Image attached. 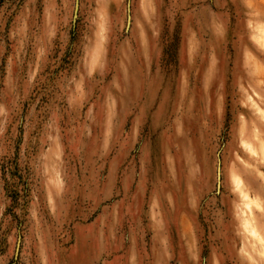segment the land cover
I'll return each mask as SVG.
<instances>
[{"label":"rangeland","instance_id":"1","mask_svg":"<svg viewBox=\"0 0 264 264\" xmlns=\"http://www.w3.org/2000/svg\"><path fill=\"white\" fill-rule=\"evenodd\" d=\"M0 264H264V0H0Z\"/></svg>","mask_w":264,"mask_h":264}]
</instances>
